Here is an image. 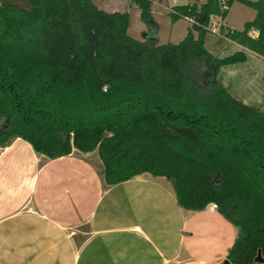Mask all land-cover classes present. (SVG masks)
<instances>
[{"label":"trees","instance_id":"16d2710c","mask_svg":"<svg viewBox=\"0 0 264 264\" xmlns=\"http://www.w3.org/2000/svg\"><path fill=\"white\" fill-rule=\"evenodd\" d=\"M27 1L0 4V147L21 138L48 158L96 150L106 186L164 177L182 208L214 204L237 227L230 264H264V110L218 79L247 50L264 58V0H227L226 10L219 0L173 5L171 21L190 22L177 43L158 42L151 0H131L150 28L141 39L128 34L127 11ZM234 1L255 16L241 30L220 24L241 48L218 57L203 38Z\"/></svg>","mask_w":264,"mask_h":264},{"label":"crops","instance_id":"0c3cea01","mask_svg":"<svg viewBox=\"0 0 264 264\" xmlns=\"http://www.w3.org/2000/svg\"><path fill=\"white\" fill-rule=\"evenodd\" d=\"M254 16L234 1L212 20L241 30ZM230 43L231 53L241 48ZM247 53L250 75L255 65L263 74L264 58L247 50L244 62ZM237 232L214 204L182 208L164 177L142 173L106 186L96 150L48 158L21 138L0 147V264H222Z\"/></svg>","mask_w":264,"mask_h":264},{"label":"rangeland","instance_id":"374dc122","mask_svg":"<svg viewBox=\"0 0 264 264\" xmlns=\"http://www.w3.org/2000/svg\"><path fill=\"white\" fill-rule=\"evenodd\" d=\"M100 9L107 12L127 11L129 13V22L127 32L130 36L141 39L142 31H148L150 28L144 23L140 17V9L134 8L131 0H93ZM151 0V11L153 7V20L156 23V38L159 43L164 42H179L186 33L188 22L183 19L171 22L170 15L166 9H163L159 4H186L191 2H198V0ZM1 3L17 5L26 7L27 0H0ZM239 11L233 10L230 24H238ZM218 29V25L215 24ZM219 34V30L217 31ZM204 47L215 56H226L234 50V45L226 38L217 35L215 32H207L203 38ZM237 49V48H236ZM248 60L243 63H235L232 65H225L218 71V79L226 86H223L233 96L244 102L245 104L254 106L258 109L264 110V76L261 73V66L255 65L254 75H250V53H247ZM249 69V70H248Z\"/></svg>","mask_w":264,"mask_h":264},{"label":"built area","instance_id":"2783aa9c","mask_svg":"<svg viewBox=\"0 0 264 264\" xmlns=\"http://www.w3.org/2000/svg\"><path fill=\"white\" fill-rule=\"evenodd\" d=\"M219 2H220V5H221V9L222 10H226V9H228V4H227V0H219ZM214 17V16H213ZM213 17H211V20H210V23H209V30H210V32H215L217 35H219V36H222V37H224L223 35H222V31L220 30V24L218 25V29L215 27V22L212 20V18ZM219 17V16H218ZM220 18V17H219ZM221 19V18H220ZM219 30V34L217 33V31ZM225 38V37H224ZM227 39V38H226Z\"/></svg>","mask_w":264,"mask_h":264},{"label":"water","instance_id":"95a60500","mask_svg":"<svg viewBox=\"0 0 264 264\" xmlns=\"http://www.w3.org/2000/svg\"><path fill=\"white\" fill-rule=\"evenodd\" d=\"M257 261H258V262H262V261H263V258H262V256H261L260 252L258 253ZM222 264H230V262H229L228 259H225V260L223 261Z\"/></svg>","mask_w":264,"mask_h":264}]
</instances>
